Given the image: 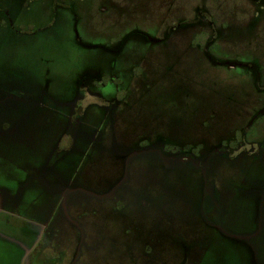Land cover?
Listing matches in <instances>:
<instances>
[{
	"label": "rangeland",
	"instance_id": "374dc122",
	"mask_svg": "<svg viewBox=\"0 0 264 264\" xmlns=\"http://www.w3.org/2000/svg\"><path fill=\"white\" fill-rule=\"evenodd\" d=\"M0 264H264V0H0Z\"/></svg>",
	"mask_w": 264,
	"mask_h": 264
},
{
	"label": "water",
	"instance_id": "95a60500",
	"mask_svg": "<svg viewBox=\"0 0 264 264\" xmlns=\"http://www.w3.org/2000/svg\"><path fill=\"white\" fill-rule=\"evenodd\" d=\"M232 236V235H231ZM233 237H235V238H242V236H239V235H233Z\"/></svg>",
	"mask_w": 264,
	"mask_h": 264
}]
</instances>
